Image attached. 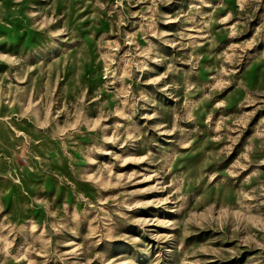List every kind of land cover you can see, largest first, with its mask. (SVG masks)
I'll use <instances>...</instances> for the list:
<instances>
[{
	"label": "rangeland",
	"instance_id": "obj_1",
	"mask_svg": "<svg viewBox=\"0 0 264 264\" xmlns=\"http://www.w3.org/2000/svg\"><path fill=\"white\" fill-rule=\"evenodd\" d=\"M0 264H264V0H0Z\"/></svg>",
	"mask_w": 264,
	"mask_h": 264
}]
</instances>
